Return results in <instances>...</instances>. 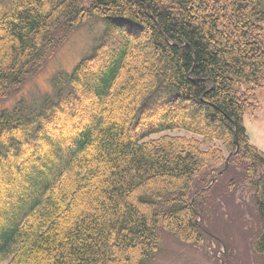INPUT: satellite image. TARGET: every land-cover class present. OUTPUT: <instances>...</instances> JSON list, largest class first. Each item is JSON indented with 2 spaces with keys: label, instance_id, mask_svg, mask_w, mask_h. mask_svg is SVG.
I'll return each instance as SVG.
<instances>
[{
  "label": "trees",
  "instance_id": "1",
  "mask_svg": "<svg viewBox=\"0 0 264 264\" xmlns=\"http://www.w3.org/2000/svg\"><path fill=\"white\" fill-rule=\"evenodd\" d=\"M93 18L100 34L51 92L0 113V264H151L164 230L199 243L226 153L264 219V151L243 124L264 88V0H0V100L59 29ZM65 109L75 130H55ZM254 246L264 258V228Z\"/></svg>",
  "mask_w": 264,
  "mask_h": 264
},
{
  "label": "rangeland",
  "instance_id": "2",
  "mask_svg": "<svg viewBox=\"0 0 264 264\" xmlns=\"http://www.w3.org/2000/svg\"><path fill=\"white\" fill-rule=\"evenodd\" d=\"M102 25L98 18H93L79 27L59 29L55 45L39 63L38 69L18 89L0 100V113L12 108L20 99L31 106L38 104L45 94L51 92L53 76L59 71H71L81 57L89 52ZM102 61L104 57L101 55L96 64L102 65ZM93 67L96 68L95 65ZM256 93V107L245 113L243 124L250 142L264 151V88L258 89ZM27 99L30 100L27 102ZM67 110H64L62 121L56 124L55 130L60 127L76 129L79 118H71ZM88 113L87 108H84L79 114L87 123L90 121ZM170 133L187 134L183 130ZM208 145L221 146V143L208 142L204 146ZM226 154L228 161L230 154ZM227 161L215 163L212 169L209 168L216 169V172L222 167L225 170L210 187L209 194L200 198H203V202L196 217L204 231L203 241L186 243L164 230L161 233L160 250L151 264H264V258L256 252L254 246L264 228V219L260 216L255 200V177H246L245 169L236 166L232 160L226 166ZM8 186L9 182L1 177V202L6 201L5 190ZM197 193L194 192L193 197H197ZM5 208V205H0V211Z\"/></svg>",
  "mask_w": 264,
  "mask_h": 264
},
{
  "label": "water",
  "instance_id": "3",
  "mask_svg": "<svg viewBox=\"0 0 264 264\" xmlns=\"http://www.w3.org/2000/svg\"><path fill=\"white\" fill-rule=\"evenodd\" d=\"M228 164H229V160L227 161L226 166H227ZM226 166H225V167H226ZM224 170H225V168L222 169V170H220V171H218V172H217V175L222 174V172H223Z\"/></svg>",
  "mask_w": 264,
  "mask_h": 264
},
{
  "label": "bare ground",
  "instance_id": "4",
  "mask_svg": "<svg viewBox=\"0 0 264 264\" xmlns=\"http://www.w3.org/2000/svg\"><path fill=\"white\" fill-rule=\"evenodd\" d=\"M223 264V263H222Z\"/></svg>",
  "mask_w": 264,
  "mask_h": 264
}]
</instances>
